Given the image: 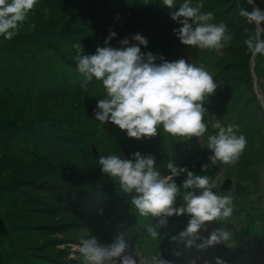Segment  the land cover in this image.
<instances>
[{
	"label": "rangeland",
	"instance_id": "obj_1",
	"mask_svg": "<svg viewBox=\"0 0 264 264\" xmlns=\"http://www.w3.org/2000/svg\"><path fill=\"white\" fill-rule=\"evenodd\" d=\"M44 1L45 0H38L36 6L29 14L28 21L23 24L19 33H25L24 30L34 31V35L38 36V40L45 42L51 41L50 39L61 42L66 41V38H70L73 43L66 41L65 45L68 48L69 53L75 56L76 50L73 48V44L81 43V46L84 49V54H94L97 47L106 46L105 40L110 33H116V30L120 27V21L116 19V14L114 15L112 12L110 18L105 20L99 26H96L94 30L86 25L85 29H79L78 31L90 32V36H88L87 39L77 40L75 34L78 31L76 32L73 28L68 27L66 22L61 21L59 18L65 17L66 21H71L73 24L89 23L96 15H99L101 11L106 8V5L110 1L88 0L84 3L83 9H80L77 4H74V7L78 9V11L73 17L68 13L70 7L73 6L72 4L69 5V2L67 4L62 2V0L58 4L48 5ZM52 1L56 2L58 0ZM150 2L153 3V5L160 6V0H150ZM182 2L183 0H176L177 7ZM197 2L203 3V12H213L214 19L212 23H225L228 31L233 35V39L229 46L222 49L220 52L198 49L197 54L199 56L197 59L199 58L198 62H200L198 63V66L202 65L207 70L210 68V65H208L211 62L210 59L212 60V58L215 57L211 68L215 69L214 73L219 72L223 77L216 82L218 85L217 89L215 93L211 95L214 98L213 103H216V112L211 121L212 124L209 119L204 118L208 128H213L212 125L219 122L216 114L219 115V117L228 115L229 119L231 118V122H237L235 125L230 123L236 129L237 135H244L247 140V145L243 153L234 165H227L226 167L218 165V168L215 170L216 177L220 176L223 171L233 173L234 175L231 174V178L235 181L234 188L237 190L238 194H241L242 190L240 187L243 186L240 181L242 179L241 171L252 168V161L256 159L259 152H261L264 161V110L261 105V100L259 99L261 97H258V95L256 96V92L254 93L252 79L254 68L255 75L257 76L256 78L260 81L262 92L264 93V55L258 54L255 57L251 56L246 45L243 43V41L254 31V25L248 23L245 17L239 15L240 10L245 9L246 6V4L244 5L241 3L245 2L241 0H193V4ZM254 4L256 7L260 6L261 10H264V0H255ZM163 6L164 5H162V7ZM226 6L232 9V13L226 12ZM61 10H65L67 13L63 16H59L58 14ZM176 10L178 9L170 10V12ZM82 12L84 15H78V13L80 14ZM40 13L42 16H39ZM140 14L143 16L142 19L144 20L140 22L135 21V24L140 30H142L144 37L147 39L150 33H154L150 27L154 17L141 12ZM37 15L38 17L33 18ZM149 24L150 26H148ZM177 25L179 27L182 26L179 23ZM134 29L135 25L132 22L130 30L134 32ZM18 34L12 39L16 40ZM157 35L159 34L155 31L154 36ZM131 38V36L126 38L129 40V45L133 44ZM2 39L4 38L0 37V41ZM158 39H161V36H159ZM86 41L89 43L86 44ZM122 41L123 39L113 42L110 40L107 46L119 48L121 47ZM176 41H178L177 44L181 43L178 38ZM187 47L188 46L183 45L182 49L179 47L176 49L173 48L175 52H177L175 56L167 54L160 55L154 53L150 48L148 49V52H151L158 57L156 63L159 64L162 62L159 59L160 56H163L164 59L169 62L181 59L184 55H187L184 51ZM191 48L193 47H188V49ZM49 53H53L57 58L62 57L59 52L53 51L52 49L45 50L43 55ZM4 57L10 59V57H14V55L12 52L5 54L3 49L0 48V61ZM183 58L186 59V56ZM11 60L13 61L14 59ZM252 61H255L254 66ZM204 63L206 64L204 65ZM216 64L218 66H216ZM66 67L67 68L61 67V71L57 74H51L49 71H42L35 83L26 85L29 70L21 67V63L18 64L17 69H15L14 66H11L10 70L4 66V63L0 65V79H4L5 77L10 79L13 82L11 87L15 88L18 94L23 93L29 95V93L35 94L38 91L37 98L41 97V95L46 97L43 108H47L46 114L49 115L48 119L42 120L44 126L41 128V134L34 133L31 135V132L27 137L20 136L19 138L14 139V141L18 142L15 149L24 148L25 150H28L24 155L8 154L11 149L2 148L3 143L7 139V135L10 138V133L1 131L3 134L0 136V167L11 165L12 169L10 171L17 172V177L29 175L33 178L36 170L39 169L38 164L45 166L52 162V165H59L63 167V170L66 172L73 173L76 177H82L81 179L83 180L90 179L92 183L99 186H106L107 188L111 186V191L116 195L117 201H120L122 204V206H119L117 209H111V212L114 215L121 213L125 208H129L135 210L136 216L139 217L137 210L131 206V196L123 193L118 183H115L101 172L98 163L99 156L115 154L121 156V158H131L132 154L137 151L142 155H154L156 157L157 169L164 175L170 174L166 167L169 160H171L175 166L187 167L188 170L200 163L203 165L208 164L204 154L201 152V142L198 141L199 143L196 148H192L195 145L193 138L189 139L190 147L187 145L186 150L178 149V146L181 144H174L173 146L165 144L166 147H169V151L165 155L156 152V149L149 144L146 145L145 150L137 149V144L140 141H160L161 139H166L167 136L178 139L182 137H172L171 135L164 133L161 126L155 137L137 140L135 138H129L125 130L119 129L118 126L111 122H106L102 125L94 118V109L96 108L97 102L106 95L102 85L94 79L89 84L87 90L84 89V91H87V95L84 94L85 92H82L79 97H72L70 94L66 93L68 86L70 89L76 87L78 82H82L83 77L77 71L75 59L68 63ZM207 71L210 73L209 70ZM62 84L66 85L65 88H62V92L53 94V91L59 90ZM96 85H98L97 91L94 89ZM37 86L41 88L38 89ZM1 87L4 89L7 88V86L4 85ZM241 90H247V93L245 91L244 94H242L240 93ZM10 95L11 94H8V97H10ZM247 96L251 97L249 102H245L244 100ZM67 100L68 102L66 103ZM55 101L59 102L60 105ZM50 103H52V106H58H56L53 111H50L47 106H50ZM87 113H91L92 116L86 115ZM229 119L227 118V120ZM91 128L95 130L91 131ZM84 133H90V137L87 138V136H85L89 134H85L81 137V134ZM65 134L68 136L63 137ZM74 135L77 136L73 137ZM88 140H91V142ZM196 140L198 139L196 138ZM123 141L127 143V146L122 147L124 144H121V142ZM24 171L28 172L25 173ZM184 176L185 174H181L178 177H174L178 186L182 185ZM1 186L2 184H0V187ZM41 193L46 196V193ZM247 194L248 191L244 192V199L247 197ZM36 196V190L27 186V188L17 189L11 194V198H15V205L13 206L10 205V200L5 199L3 195L0 197V264H79V261L77 260H73L72 263L68 261L73 252V246L76 245L82 237H94L91 233L95 228L103 226L102 222L99 225L98 223L94 224L90 214L85 212L84 214H81L85 226L75 228L68 232H47L46 230L48 229L46 228L36 230V227L31 223V228H27L26 224L30 222L31 215H34L32 209L46 207L50 210L53 208L52 210L59 212L64 209V205L57 201H48L42 204L37 200ZM28 197H30L32 201H27ZM236 203L240 204L236 202V200H233L234 206H236ZM181 204L182 198L178 197L175 206L180 207ZM21 212H27V214L22 215ZM73 215H77V212H74ZM106 215V211L100 209L98 220H103ZM120 217L123 221V216ZM247 220L248 219L246 218L245 221ZM60 221L62 220H56L54 222L57 223ZM104 223L107 224L108 222L106 221ZM206 226L209 228L210 232H212L213 229L208 225ZM227 229L229 231L230 227L227 226ZM201 230L206 231L203 227ZM250 236L251 235L244 233H240L236 236L231 235V238L228 241L208 247V249H211L210 260H203L201 258L203 253L201 248L197 247V245L201 244L202 240L198 239L195 241L194 247L195 249L199 248L200 251L197 255L200 257V261L203 264H216V258L219 257L221 259V257L227 252L234 253L231 261H235L243 256H253L252 249H249L250 251L246 249L250 245L256 247L257 239L253 238L247 242L246 240ZM161 237L163 238L162 232L160 231L159 237L155 239L158 244L162 242ZM141 238H145L149 241L146 245L148 249L156 248V246H153L155 243L151 242L152 238L149 234L144 233V236ZM251 241L252 243L250 244ZM98 243L104 246L109 245L100 241H98ZM237 244H242L243 247H235ZM129 246L130 245L128 244V247ZM63 247H67L71 252L67 256L68 258L64 256V261L56 262V257L61 256L60 249ZM130 247H132V250L127 249L125 255L132 256L133 259L137 261V264H155L152 261L154 260L153 258H140L138 247ZM174 254L179 255L177 253ZM160 259L161 258L159 257V260ZM178 260L180 262L175 263L173 261L174 264H196L194 263L193 258L186 257L185 260H182L180 256Z\"/></svg>",
	"mask_w": 264,
	"mask_h": 264
},
{
	"label": "clouds",
	"instance_id": "obj_2",
	"mask_svg": "<svg viewBox=\"0 0 264 264\" xmlns=\"http://www.w3.org/2000/svg\"><path fill=\"white\" fill-rule=\"evenodd\" d=\"M248 2L251 4L253 0ZM36 4L37 0H0V37L6 40L15 37ZM162 5L178 9L170 12V16L182 25L173 31L183 45L220 52L231 43L233 35L227 25L212 23L214 14L203 12L202 2L193 4V0H183L177 7L176 0H162ZM239 15L254 25L253 33L243 41L248 52L253 57L264 55V10L241 9ZM115 35L110 33L106 46L97 47L94 54H84L81 43L73 44L76 68L83 77L80 87L87 90L95 79L106 93L94 109L95 120L102 125L111 122L125 130L129 138L137 140L155 137L162 126L163 132L172 137H198L202 141L208 129L204 102L218 86L213 76L204 66L183 58L169 62L160 56L162 62L157 64L156 55L141 51L140 46L148 44L142 34L132 36L134 44L129 45V40L124 39L119 48L107 46ZM212 127L217 129L215 134L208 135L206 144L201 143L213 153L209 161L212 165H234L247 145L245 136L237 135L232 125L225 127L216 122ZM98 163L101 172L131 196V206L139 216L159 218L156 226L149 225L146 229L153 240L159 237L157 228L166 225L168 217L188 215L190 219L179 239H187V246L192 247L200 239L198 233L206 222L226 221L233 214V198L213 191L215 185L209 176L177 167L171 160L166 166L168 175L157 169L154 155H142L139 151L131 158L115 154L99 156ZM201 167L207 171L209 166ZM181 174H186V179L178 186L174 177ZM178 197L182 198L180 207L175 206ZM230 238L231 233L221 227L197 247L206 249ZM127 248L123 234L107 246L100 245L94 237H82L73 246L70 258L79 264H137L132 256L125 255ZM216 264L224 261L217 257Z\"/></svg>",
	"mask_w": 264,
	"mask_h": 264
},
{
	"label": "trees",
	"instance_id": "obj_3",
	"mask_svg": "<svg viewBox=\"0 0 264 264\" xmlns=\"http://www.w3.org/2000/svg\"><path fill=\"white\" fill-rule=\"evenodd\" d=\"M62 0H58L56 2H53L52 0H45L44 2L48 5H54L58 4ZM88 0H63L62 2L67 3L69 2V5H73L68 10V13L71 14V17L75 16L77 14L78 9L74 7V4H77L80 9L84 8V3ZM110 2L106 5V8L101 11L99 15H96L89 23L86 22L85 24H73L71 21H66L65 17H60L59 19L61 21L66 22L67 26L70 28H73L76 32L79 29H85V25L89 28H93V30L96 28V26H99L102 24L105 20L110 18V14L112 11L117 9V0H109ZM196 1V0H195ZM198 1V0H197ZM246 4L245 10L251 11L252 6L247 0H241ZM258 1V0H256ZM38 2V0H37ZM262 4V3H261ZM258 5V4H257ZM156 13L159 18H164V20H158L156 21V26L151 28L154 33L155 31L161 36V39H157L156 36H154V33H150L147 37V41L149 44V48L157 54L160 55H172L175 53V50L172 48L173 39V33L172 29L175 28V25L178 23L171 19L170 16V10L167 6L162 7V0H160V6H156ZM258 7V6H257ZM260 8V6H259ZM119 9V8H118ZM226 12L232 13V9L226 6ZM47 11V10H46ZM45 11V12H46ZM133 13L131 14L130 18L127 19V21L124 22L123 25L118 27L116 30V35L111 39V42L116 41L118 38V35H121L125 33L127 30H130L132 27V22L135 24V21H142L144 19L143 16L140 14H147L151 15L153 12V7H149V5H142L137 4L134 5L132 8ZM67 13L65 10H61L59 12V16H63ZM78 15H84L82 13H78ZM39 16H42L41 13ZM37 16H34L33 18H36ZM150 26V24L148 25ZM56 27V26H55ZM146 27V26H145ZM144 30V27H143ZM151 31V30H150ZM25 33H19L18 38L11 39V40H5L2 39L0 41V48H5L10 50L14 57H10L11 59L18 60L19 63L23 64H31L34 62H39L43 59V52L47 49H52L53 51L59 52L62 57L58 58L59 60V71H61V67L67 68L66 65L75 59V55L70 54L68 51V48L66 47L65 43L66 41L72 42L71 39H65L66 41H56L52 40L45 42V41H39L38 36L34 35V31H27L24 30ZM149 33V32H148ZM77 40H83L87 39L88 36H90V32L88 31H78L76 34ZM144 36V34H143ZM73 43V42H72ZM89 42L86 41V44ZM147 44V45H148ZM179 47V46H178ZM182 49V47H179ZM143 53L146 54V47L144 49H141ZM186 52L187 57L192 58L195 65L198 66V59L199 56L197 54L198 50L194 49H188L186 48L184 50ZM212 55V54H211ZM210 59V67L213 66V60ZM189 63H191L189 61ZM206 63H204L205 65ZM216 66H218L216 64ZM213 71H215L214 68H211ZM220 76L219 72H216L215 75L217 77H214V80L219 78ZM221 77V76H220ZM222 78V77H221ZM97 83V82H96ZM81 83H77L76 87L71 88L68 86V90L66 91L67 94H70L72 97L78 96L82 94V92H85L84 94L87 95V91H84L80 87ZM7 86V88H2L1 86ZM13 84L10 79L5 77L4 79H0V136L1 131H5L10 133V138L7 135L6 141L3 143L2 148H10L8 154H14V155H24L28 150H25L24 148H18L17 147L18 142L14 141V139L19 138L20 136L27 137L31 133H42V127L44 126V123L42 120L48 119L49 115H47V108H43L44 100L46 99L45 96L41 95V97L37 98L38 92L36 94L25 95L23 93L18 94V92L15 90V88L11 87ZM39 86V85H38ZM37 86V88H38ZM66 85L62 84L61 88L57 91H53L54 93H61L62 88H65ZM96 91L98 90V85L94 88ZM11 92V93H10ZM247 93V91H246ZM245 93V94H246ZM8 94H11L10 97H8ZM7 95V97H6ZM18 96V97H14ZM14 97V98H12ZM6 99V101H5ZM49 102V101H48ZM57 104L60 105L59 102L55 101ZM68 100L66 101V103ZM17 106V107H16ZM50 111H53L56 106L50 103V106L47 105ZM207 106L209 107V110H211L212 106L210 105V101H207ZM85 114V113H84ZM86 115L92 116L91 113H87ZM231 119V118H230ZM229 119V122L233 125H235L237 122L233 123ZM79 120V119H78ZM99 122V121H98ZM161 128V127H160ZM95 129L91 128V131ZM89 134V135H85ZM210 134H214L213 128H208L207 133H205L204 137L202 138V141L206 140L207 137ZM83 135L87 136V138L90 137V133H84L81 134V137ZM68 135L65 134L63 137H67ZM77 135H74L73 137H76ZM91 142V140H88ZM189 139L186 138H171L170 136H167L164 140H152V141H140L137 144V149L145 150V147L147 144L151 145L154 149H156V152L161 153V155H165L169 151V147H166V145L173 146L174 144H181L180 146L183 148H187V145L189 146ZM193 142L195 145L192 147L193 149L196 148L198 145V140L196 138H193ZM121 144H124L122 147L127 146V143L125 141L121 142ZM190 147V146H189ZM15 149V150H14ZM193 151L192 149H190ZM52 163V162H51ZM49 163V165H39V169L36 170L34 177L31 178L29 175H22L20 177H17V172L10 171L12 169L11 165L1 166L0 167V184L2 186L0 187L1 195H3L5 199L10 200V205H15V198H11V194L15 192L17 189H24L32 188L36 190L37 192V200L40 201V203L44 204L48 201H57L60 202L62 205H64L63 211H54L53 208L47 209L46 207H37L32 209L34 211V215H31L30 222L26 224V227L31 228V224L36 227L37 229L46 228L47 232L51 231H71L75 228H80L85 226V223H83L82 219L83 217L81 214H84L85 212L90 214L91 219L93 220L94 224L98 223V225L102 222L103 226L97 227L93 230L91 233L94 235V237L103 243L111 244L114 242L115 238L121 234L124 235V238L130 246H136L139 249L145 251L146 253H156L158 251H161L163 246L167 244L172 246L173 248H176L179 246V243L181 240L179 239V233L182 232L190 219V216L188 215H180L167 218L166 225L159 226L157 228L158 232H162V244L157 243V240L152 239V243H155L153 246H156L155 249H148L146 247L147 243L149 241L145 238H141L144 236V233H147V226H156L158 224L159 218H153L151 216L148 217H141L136 216V211L131 210L129 208H125L121 213H117V215H114L111 212V209H117L119 206H122L120 201H117L116 195L111 191V186L107 188L106 186H99L90 179H81L82 177H76L73 173H68L65 170H63V167L59 165H52ZM252 168L248 170L241 171V177L243 179V188L247 184H252L253 180L254 183H256V179L259 173L260 168L263 164V158L261 155V152H259L258 156L254 161H252ZM203 164H197L194 167L190 169L194 174H200V175H207L213 180V175L215 174L214 169L212 168L211 163L207 164L209 166V169L207 171H202ZM54 169V170H53ZM27 173L28 171H24ZM24 173V174H25ZM229 173V172H228ZM230 174V173H229ZM184 179H186V174L184 176ZM99 189L98 193L96 191V188ZM219 186H217L213 191H216ZM41 192L46 193V196L43 195ZM220 193V196H224V193H221L218 191V194ZM122 197V193H121ZM27 201H32L30 197L27 198ZM261 202V201H260ZM260 202H254L252 200L248 201L245 207L243 208L244 212L239 210H233L231 221L233 222V227L230 230L231 235L236 236L240 233H248L250 231V225L252 223L251 217L254 216V213L259 212L260 208H263V202L260 205ZM39 203V204H40ZM127 205V204H126ZM260 205V207H259ZM104 209L107 213V215L104 217L103 220H98L99 218V210ZM74 212H77V215H73ZM22 215H26L27 212H21ZM120 216H123L124 220L122 221V218ZM138 217V219H137ZM259 215H257V218ZM248 219L245 221V219ZM56 220H62L60 222H54ZM179 220V221H178ZM108 222L107 224L104 222ZM181 221V223H180ZM184 222V224H183ZM254 222V221H253ZM31 223V224H30ZM264 226V223L263 225ZM173 237H177L176 240H173ZM260 237V235H259ZM264 239V234L262 236ZM161 241V240H160ZM186 241V239H185ZM260 243L262 244V239L260 237ZM182 241V245H183ZM71 251L67 247H63L60 249L61 256H57L56 262L64 261V256L67 257ZM164 253V252H163ZM68 258V257H67ZM75 259H68L70 263L73 262Z\"/></svg>",
	"mask_w": 264,
	"mask_h": 264
},
{
	"label": "bare ground",
	"instance_id": "obj_4",
	"mask_svg": "<svg viewBox=\"0 0 264 264\" xmlns=\"http://www.w3.org/2000/svg\"><path fill=\"white\" fill-rule=\"evenodd\" d=\"M156 38L158 39V38H159V35H157ZM172 48L176 49V48H178V47H177V45L172 44ZM176 54H177V52H175V53L172 54L171 56H175Z\"/></svg>",
	"mask_w": 264,
	"mask_h": 264
},
{
	"label": "water",
	"instance_id": "obj_5",
	"mask_svg": "<svg viewBox=\"0 0 264 264\" xmlns=\"http://www.w3.org/2000/svg\"><path fill=\"white\" fill-rule=\"evenodd\" d=\"M251 5H252V8H255V7H256V5L254 4V2L251 3ZM212 154H213V153H211L210 156H211ZM223 187H225V185H224Z\"/></svg>",
	"mask_w": 264,
	"mask_h": 264
}]
</instances>
